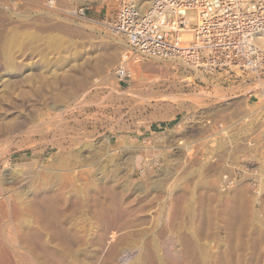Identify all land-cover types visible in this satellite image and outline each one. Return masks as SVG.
<instances>
[{"label": "rangeland", "instance_id": "374dc122", "mask_svg": "<svg viewBox=\"0 0 264 264\" xmlns=\"http://www.w3.org/2000/svg\"><path fill=\"white\" fill-rule=\"evenodd\" d=\"M117 8L116 0H0V204L23 192L20 184L32 172L61 174L65 181L75 171L80 179L73 186L67 179L69 188L87 195L105 182L109 192L95 194L89 211L80 215L64 211L70 230L57 220L51 221L53 234L42 229L50 247L63 249L70 264H264L263 128L252 131V151L234 136L217 139L215 150L205 147L203 157L195 153L189 159L184 143L190 120L201 136L208 119L230 114L228 100L251 89L229 83L210 92L196 81L206 78L180 61L131 62V79L120 83L115 68L127 48L109 27ZM209 153L216 163L207 162ZM247 153L253 156L249 169L242 160ZM68 155L75 156L72 166L64 163H72ZM227 161L242 172L237 186L221 192ZM145 167L155 171L144 173ZM12 170L22 176L5 183ZM100 202L117 210L103 244L93 217ZM8 226L1 232L12 239ZM112 233L118 238L108 244ZM91 236L89 245L82 242ZM116 243V256L108 261Z\"/></svg>", "mask_w": 264, "mask_h": 264}, {"label": "built area", "instance_id": "2783aa9c", "mask_svg": "<svg viewBox=\"0 0 264 264\" xmlns=\"http://www.w3.org/2000/svg\"><path fill=\"white\" fill-rule=\"evenodd\" d=\"M116 3L117 14L109 27L124 39L127 48L122 63L115 68L120 83L131 79V62L182 59L188 64L187 70L206 78L207 82L196 81L210 92L223 90L229 83L247 86L251 90L239 92L228 101L233 104L230 114L209 120L202 135H210L214 129L224 134L239 131L245 122L252 141V124L255 118L264 117V0H151L146 12L140 11L136 0ZM190 13L198 19H190ZM185 126L190 130V140L184 143L193 154L201 155L204 148L198 137L202 135L195 136L193 121ZM250 141L246 147L252 151ZM262 146L264 149V139ZM225 166L233 169L223 175L229 190L242 170L237 163Z\"/></svg>", "mask_w": 264, "mask_h": 264}, {"label": "bare ground", "instance_id": "6f19581e", "mask_svg": "<svg viewBox=\"0 0 264 264\" xmlns=\"http://www.w3.org/2000/svg\"><path fill=\"white\" fill-rule=\"evenodd\" d=\"M137 1V5L140 9V11L142 12H146L150 6H151V0H136ZM34 2V0H33ZM12 3V2H11ZM10 3V4H11ZM9 4V3H8ZM145 4H149L148 8H145ZM13 6V5H12ZM190 19L192 20H196L198 19L197 15L194 13H190L189 14ZM191 33H186V37L190 38L191 37ZM173 61H180L185 63L186 65L187 62L182 60V59H178V60H173ZM172 62V61H169ZM240 87V86H239ZM244 92V91H242ZM169 97V96H167ZM172 100V99H171ZM229 101V100H228ZM250 104V103H249ZM246 106V105H245ZM249 111V109H247ZM208 119L207 122L204 123L203 127L206 130L207 128L205 127V125L209 122ZM185 121V120H184ZM20 124V123H19ZM245 122H244V127L239 130H233L232 132H228V130L226 131V133H218L216 131V129H214L210 135H203V137L200 139V143L203 146V148L205 147H209L210 150H215V144H216V140L217 139H230L231 137L233 138L234 136L237 137V144H239L238 142H242L243 146H247V144L249 143L248 141H250V139H247L246 137H243L244 134H247V129L248 127L245 126ZM264 117L260 118V120H258L257 118H255L254 123L252 124V128L251 131L254 130L255 127H261L263 128L264 131ZM180 128V127H179ZM18 129V128H17ZM262 131V132H263ZM189 134V133H188ZM262 138L264 139V133H262ZM188 140V139H187ZM248 142V143H247ZM251 143V148L255 147L254 142ZM147 144V143H146ZM180 145V144H178ZM185 145V144H184ZM183 145V146H184ZM107 146V145H105ZM174 146V145H173ZM221 146V145H220ZM225 146V144H224ZM179 147V146H177ZM181 147V146H180ZM223 147V146H221ZM183 148V147H182ZM185 151L187 150V156L190 159L192 157V148H190L189 146H185ZM225 148V147H224ZM235 148V146L233 147ZM106 149V148H104ZM147 149V148H146ZM170 149V148H169ZM175 149V148H174ZM223 149V148H222ZM221 149V150H222ZM247 150H249L248 148H246ZM245 149V150H246ZM142 150V149H141ZM172 150V148H171ZM169 150V151H171ZM178 150V149H177ZM181 150V149H180ZM234 150V149H233ZM238 150V149H237ZM244 149H242L243 151ZM65 151V149H64ZM173 151V150H172ZM184 151V149L182 150ZM251 151V150H249ZM146 152V150H145ZM223 152V151H222ZM225 152V151H224ZM229 152V151H228ZM227 152V153H228ZM213 153L215 154V151H213ZM236 153V152H235ZM205 154V153H204ZM208 154V153H207ZM206 154V155H207ZM225 154V153H224ZM243 154V153H242ZM251 154V153H250ZM250 154L246 156H242L245 157L246 159V163L247 165L245 166V168L247 167V169H249V166L254 165L253 164V158L250 156ZM264 154V153H263ZM146 155V154H145ZM220 155V153L218 154ZM226 155V154H225ZM237 155V154H236ZM71 160V162H68V160H66L64 163H66V165L72 166L73 164V155H68ZM209 158L207 162H211L212 163H216V157L214 159V157H210V153H209ZM221 156V155H220ZM241 156V155H240ZM196 157V156H195ZM219 157V156H218ZM193 158V157H192ZM191 158V159H192ZM220 158V157H219ZM222 158V157H221ZM236 158V156H235ZM152 159V158H151ZM194 159V158H193ZM59 160V159H56ZM83 161V160H82ZM186 161V159H185ZM218 161V160H217ZM58 162V161H57ZM61 162V161H60ZM223 163V161H221ZM59 163V162H58ZM63 163V162H61ZM60 163V164H61ZM119 163V162H118ZM149 163V162H148ZM148 163L146 165H148ZM227 163V162H226ZM59 164V165H60ZM143 164V163H142ZM221 164V163H220ZM224 164V163H223ZM74 165H79V164H74ZM81 165V163H80ZM104 166V165H103ZM240 166V165H239ZM80 167V166H79ZM78 167V168H79ZM103 168V167H101ZM146 168V167H145ZM149 168V167H148ZM231 168L228 167V169L222 174L221 179H219L220 182L219 183V189L221 192H228L230 190H232L235 186L238 185V182L234 185L233 188L226 190L227 187V183H226V178H224V174L232 172L231 170H229ZM74 170V169H73ZM150 170V169H149ZM147 168L144 169L142 172L147 173L149 171ZM153 169H151L150 171L152 172ZM72 171V169H70V172ZM103 171V170H102ZM155 171V170H154ZM153 171V172H154ZM44 172V171H43ZM152 172V173H153ZM20 171L17 170H12L8 175L10 178H5L4 181L5 183H9L12 184L17 180V177L22 176L19 175ZM79 174V172H77ZM77 173L74 171V173H72V179L69 178L68 179V175H66L65 181H63V176L61 174L53 176L52 174H47L46 175H42L43 173L41 171L38 172H32L31 176L29 179H25L24 183L20 184V188L23 190V192H17L14 193L12 195H7V193H5L7 196L4 199V201H2V203L0 204V212L3 213L4 216V220L1 219V223H0V264H6L5 262H9L7 264H11L13 262V264H24V262L22 261H26V263L29 264H38V262H40L41 264H70L68 261V256L65 255V251L63 249L60 250V252H57L55 250H53L50 245L49 242L45 239V235L42 232V229L44 230H48V233L53 234L54 232V227L52 226L51 221L53 220H57V223H59V225L63 228V229H69L70 227L68 226L71 225L72 221L69 220V218H67L64 215V211L66 212H70L71 210H73L74 212L79 213L78 215H80V213H83L85 211H89V206L91 204V202L93 201V197L95 194H104L107 193L109 191H107L103 186L105 182H102L101 185L97 186H93V188H91L87 193V195H84V192H82L81 189H75L76 187H74V189H72V182L80 175L77 176ZM100 173V172H99ZM244 173H246L244 171ZM71 174V173H70ZM104 174V172H103ZM143 174V173H142ZM148 174V173H147ZM7 175V176H8ZM151 175V174H150ZM6 176V177H7ZM102 175L100 174V178ZM147 176V175H146ZM70 177V176H69ZM16 178V180L14 181V179ZM105 178V177H104ZM68 179V180H67ZM76 179V180H77ZM80 179V177H79ZM78 179V180H79ZM66 180L71 182V188H69L68 186L65 185ZM102 180V179H101ZM100 180V181H101ZM1 181V179H0ZM104 181V179H103ZM79 182V181H77ZM4 184V183H3ZM54 184H56V186L59 188L57 189V187L54 186ZM253 186V192L254 195L258 198L259 195V189H255L256 184H251ZM2 186V185H1ZM80 186V184H79ZM11 187V186H10ZM19 187V186H18ZM72 189V192H70L68 189V191L70 192L69 195H71V198H69L70 196H67L66 194V188ZM85 187V186H84ZM82 186V188H84ZM89 188V186L87 187ZM108 188V187H107ZM2 189V188H1ZM20 189V190H21ZM85 190V189H84ZM2 191V190H1ZM113 192V191H112ZM2 192H0L1 195ZM112 194V193H111ZM3 195V194H2ZM115 195V194H113ZM225 196V195H224ZM2 197V196H0ZM2 199V198H1ZM97 200H95L94 202L96 203ZM181 201V200H180ZM99 202V201H98ZM98 207L95 208L97 209L96 212L93 214L94 219H96L98 222V224L100 225L99 229L101 230V232H99L96 236L98 237L97 239L101 242V244H103V240H104V231L106 230V228L108 227L109 222V218L113 217L115 214V211H117L115 209L114 206L111 205H104L103 203H97ZM91 208V207H90ZM87 209V210H84ZM181 209V208H180ZM68 212V213H69ZM118 212H121L118 211ZM179 212V211H178ZM76 213V214H77ZM117 213V212H116ZM88 213H86L87 215ZM121 214V213H120ZM127 214V213H126ZM129 214V213H128ZM83 215V214H82ZM81 215V216H82ZM89 215V214H88ZM65 216V217H64ZM85 216V214L83 215V217ZM120 216V215H116ZM135 216V215H134ZM87 217V216H86ZM85 217V218H86ZM92 217V216H91ZM90 217V218H91ZM80 217V221H81ZM120 218V217H118ZM87 219V218H86ZM93 219V218H92ZM93 219V220H94ZM84 220V219H83ZM92 220V221H93ZM118 220V219H117ZM68 221V222H67ZM78 221V220H76ZM75 221V222H76ZM79 221V223H80ZM91 221V223H92ZM120 221V220H119ZM127 221V220H126ZM56 222V221H55ZM96 222V221H95ZM112 222V221H111ZM115 222V221H114ZM97 223L95 224L97 226ZM117 223V222H116ZM120 223V222H119ZM123 223V222H122ZM130 223V222H129ZM143 223V222H142ZM9 226H8V225ZM75 224H78L75 223ZM86 224V222H85ZM88 224V222H87ZM90 224V222H89ZM124 224V223H123ZM127 224V223H126ZM58 225V224H57ZM81 225V224H80ZM116 225V224H115ZM131 225H134L131 224ZM8 226L9 230L11 229V231L13 232V238L10 239L7 236L3 235V229L5 230V228ZM56 226V225H55ZM117 226V225H116ZM74 227V226H73ZM89 227H92L89 225ZM94 227V226H93ZM120 227V225H119ZM124 227V226H121ZM131 227V226H130ZM137 227V226H136ZM117 228L116 232H117ZM133 228V227H132ZM150 228V227H149ZM74 229V228H73ZM91 229V228H90ZM94 229V228H93ZM111 229V228H110ZM113 229V231H114ZM119 229V228H118ZM128 229V227H127ZM151 229V228H150ZM87 230V229H86ZM92 230V229H91ZM108 230V228H107ZM125 229H123L124 231ZM130 230V228H129ZM142 230V229H140ZM2 231V232H1ZM8 231V230H7ZM67 231V230H65ZM88 231V230H87ZM95 231V229H94ZM93 231V232H94ZM99 231V230H98ZM120 230H118L119 232ZM93 232H91L93 234ZM108 232V231H107ZM105 231V233H107ZM110 232V231H109ZM115 232V231H114ZM117 232V234H118ZM122 232V231H121ZM129 232V231H128ZM9 234L11 233L10 231L8 232ZM60 233V232H58ZM68 233V232H67ZM126 233V232H125ZM123 233V234H125ZM140 233V232H139ZM64 234V233H62ZM88 234V232L86 233ZM111 234V232H110ZM122 234V233H120ZM122 234V235H123ZM129 234V233H128ZM91 235V234H90ZM108 235V234H107ZM11 236V235H10ZM68 236V235H67ZM84 235H82V237H84ZM88 236V235H87ZM86 236V237H87ZM95 236V235H94ZM93 236V237H94ZM111 236V235H110ZM132 236V235H131ZM134 236V235H133ZM12 237V236H11ZM92 236L89 240H84L82 242H87L88 245L90 242L93 241ZM117 237L116 233H112V237L108 238L109 241L108 242H112L114 240H112L113 238ZM85 238V237H84ZM118 238V237H117ZM121 238V237H120ZM95 240V239H94ZM106 240V239H105ZM104 240V241H105ZM118 241V240H117ZM106 243V247H108L109 243ZM61 244V243H60ZM85 244V243H84ZM62 245V244H61ZM87 245V246H88ZM108 245V246H107ZM115 248L113 245V249L109 252V255L107 260H113L114 257L116 256L115 254L117 252H115V250H117L116 246L117 243L114 244ZM152 245V244H151ZM59 246V245H57ZM86 246V245H84ZM103 248H105V245L102 246ZM56 248V247H55ZM63 248V247H61ZM60 249V248H59ZM104 250V249H103ZM59 251V250H58ZM106 252V251H105ZM149 252V251H148ZM153 252V251H152ZM151 256V255H150ZM105 257V256H104ZM153 257V255H152ZM15 258H18V260H20V262L15 261ZM71 259V258H70ZM72 261V260H71ZM25 263V264H26ZM75 264V263H74Z\"/></svg>", "mask_w": 264, "mask_h": 264}]
</instances>
